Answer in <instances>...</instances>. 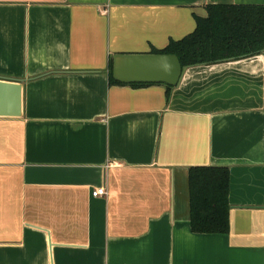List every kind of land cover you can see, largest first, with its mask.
Returning a JSON list of instances; mask_svg holds the SVG:
<instances>
[{
	"label": "crops",
	"instance_id": "crops-1",
	"mask_svg": "<svg viewBox=\"0 0 264 264\" xmlns=\"http://www.w3.org/2000/svg\"><path fill=\"white\" fill-rule=\"evenodd\" d=\"M264 0H0V264H264V54L111 85L206 6ZM230 169V231L191 227L190 169ZM98 188L107 196L93 197Z\"/></svg>",
	"mask_w": 264,
	"mask_h": 264
},
{
	"label": "trees",
	"instance_id": "trees-1",
	"mask_svg": "<svg viewBox=\"0 0 264 264\" xmlns=\"http://www.w3.org/2000/svg\"><path fill=\"white\" fill-rule=\"evenodd\" d=\"M207 16L197 17L193 33L170 41L151 54L176 55L183 67L215 65L264 54V5L206 6ZM111 85H127L113 77ZM146 86L156 84H130ZM172 88L168 89V96ZM230 169L194 167L190 169L191 227L197 234H228L230 231Z\"/></svg>",
	"mask_w": 264,
	"mask_h": 264
},
{
	"label": "water",
	"instance_id": "water-1",
	"mask_svg": "<svg viewBox=\"0 0 264 264\" xmlns=\"http://www.w3.org/2000/svg\"><path fill=\"white\" fill-rule=\"evenodd\" d=\"M188 67L176 55L118 54L113 57V77L123 84H159L176 88ZM24 111L23 82L0 78V118H21Z\"/></svg>",
	"mask_w": 264,
	"mask_h": 264
},
{
	"label": "built area",
	"instance_id": "built-area-1",
	"mask_svg": "<svg viewBox=\"0 0 264 264\" xmlns=\"http://www.w3.org/2000/svg\"><path fill=\"white\" fill-rule=\"evenodd\" d=\"M93 197H105L107 196V189L106 188H98L92 193Z\"/></svg>",
	"mask_w": 264,
	"mask_h": 264
}]
</instances>
